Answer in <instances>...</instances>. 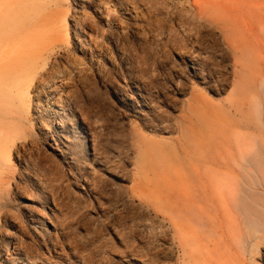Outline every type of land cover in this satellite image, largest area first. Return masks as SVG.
I'll return each instance as SVG.
<instances>
[{
	"label": "rangeland",
	"instance_id": "374dc122",
	"mask_svg": "<svg viewBox=\"0 0 264 264\" xmlns=\"http://www.w3.org/2000/svg\"><path fill=\"white\" fill-rule=\"evenodd\" d=\"M0 24L17 27L2 52L29 41L43 56L33 118L38 94L70 76L94 139L77 172H36L55 198L43 212L56 243L46 264H188L190 239L170 220L191 204L205 238L187 217L180 230L199 243L196 264H252L248 224H264V0H0ZM74 27L90 34L82 47Z\"/></svg>",
	"mask_w": 264,
	"mask_h": 264
},
{
	"label": "bare ground",
	"instance_id": "6f19581e",
	"mask_svg": "<svg viewBox=\"0 0 264 264\" xmlns=\"http://www.w3.org/2000/svg\"><path fill=\"white\" fill-rule=\"evenodd\" d=\"M36 14L35 7L21 12L24 20H33ZM75 23L79 25L77 21ZM15 30L17 27H8V30L0 27L1 41L4 38L10 39ZM85 30L73 28V34L81 47L83 43L80 38L85 39L86 36L90 38V34L85 33ZM5 46L9 51L2 52L0 46V255H3L1 264H46V253L55 251L56 243L53 240L55 230L51 232L43 212L46 209L52 212L50 203L54 204L55 198L50 200L36 172H42L43 176L51 175L53 181L63 177L61 172L64 167L69 173L75 170L77 172L81 168L82 159L88 156L94 158L95 148L92 142L94 139L87 129L88 119H84L85 110L82 108L83 105H80V94L72 88L75 84H72L70 76L62 78L59 83L55 82L53 89L46 94L44 91V94H38L39 104L35 110L36 117L33 118L30 114L29 87L37 65L43 61V56L38 55L35 44L29 41L25 42V46L28 47L24 50L18 47L13 50L14 45ZM190 63L191 70L195 71L194 61L191 60ZM49 96L52 100L51 107L48 106ZM86 117L89 118L87 114ZM34 129L39 137L38 141L36 139L26 141L28 136L35 135ZM83 142L84 147L89 149L84 158ZM42 143L57 158L56 163L40 151L39 145ZM12 153L15 155L17 165L12 164ZM59 165L63 167L62 171ZM197 178L202 180L206 176L200 175ZM185 179L189 177L186 176ZM216 179L219 184L222 182L220 178ZM199 187L201 185L197 190ZM30 188L39 194L38 201L24 200ZM58 189L51 187L53 193L58 192ZM197 190L183 188L180 197L184 199L188 196L194 199ZM254 212L256 213L257 209H254ZM179 215L180 223L175 218L170 222L177 236L190 239L184 244L182 258L187 257L188 264H196L199 243H195L193 237H188L185 231L180 229L183 220L188 218L195 229L197 242L201 243L206 233L201 221L202 211L191 204L188 214L180 212ZM248 226V238L252 241L249 249L250 261L257 264L254 256L260 255L259 261L264 264V249L260 248V245L264 244L262 233L264 224L253 221ZM260 251L263 253L260 254Z\"/></svg>",
	"mask_w": 264,
	"mask_h": 264
}]
</instances>
